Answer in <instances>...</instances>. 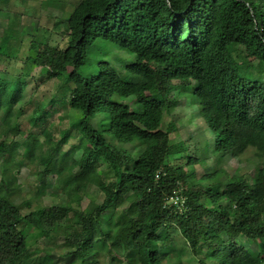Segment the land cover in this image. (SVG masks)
<instances>
[{"label":"trees","instance_id":"obj_1","mask_svg":"<svg viewBox=\"0 0 264 264\" xmlns=\"http://www.w3.org/2000/svg\"><path fill=\"white\" fill-rule=\"evenodd\" d=\"M30 1L0 0V16L13 13L18 23L12 6ZM63 19L65 44L34 34L32 59L10 84H0V130L18 131L26 114L42 134H27L26 155L43 166L27 213L15 202L18 185L6 171L0 176V264H55L54 247L68 264H184L186 252L196 264H264V0H75ZM16 22L8 29L17 30ZM0 53L4 61L11 57ZM32 67L57 81L58 92L46 101L26 93ZM175 90L200 106L211 132L200 147L219 160L252 151L260 158L252 173L221 178L215 169L194 178L192 169L170 163L176 154L178 161L186 157L185 166L200 161L185 142L170 143L173 123L161 128ZM57 103L81 113L59 138L44 126ZM71 135L77 141L63 149ZM36 142L45 153L35 156ZM18 147L0 140V155L11 161ZM75 150L79 172L49 185L48 176L64 170ZM98 164L107 166L110 180ZM91 186L101 199L92 210L80 209ZM48 188L66 202L44 205ZM123 189L133 195L134 215L117 204ZM174 194L181 207L168 205ZM27 225L43 235L45 247L26 246Z\"/></svg>","mask_w":264,"mask_h":264},{"label":"rangeland","instance_id":"obj_2","mask_svg":"<svg viewBox=\"0 0 264 264\" xmlns=\"http://www.w3.org/2000/svg\"><path fill=\"white\" fill-rule=\"evenodd\" d=\"M41 1L42 0H31L25 5L20 3L13 5L12 11H16L21 14L18 23L16 22V18L13 13L9 16H0V51L11 55L10 59L4 61V56L0 53V84H10V79L28 64L25 62L26 59L27 61L32 59L35 47L32 45L31 48H29V40L34 34H42L43 36L50 37L53 44H61L62 46L65 44V40L62 37L65 30L63 17L67 15V11L70 10L73 3H75V0H63L65 4L64 7L51 6L47 8L41 7ZM11 21L17 23V30L8 29L7 25ZM19 28L24 31L22 37L18 33ZM118 53L120 52L114 51L113 54L111 53V56L117 55ZM30 72V76L25 77V80L27 81V95H31L30 97H33L38 101H46L49 97H51V95L58 92V85L56 84L57 81L46 80L44 78V74L42 73L43 71L40 70L39 67H32ZM31 74H33V76ZM173 95V97L171 95V100L175 101V104L173 106L166 107L167 109L163 115L161 128L166 130L170 123H173L174 128L169 135L170 143L178 144L185 142L189 147L188 152L190 155L197 156L200 161L196 162L193 166H185L184 162L186 157L184 156V159L178 161L182 155L176 154L169 158L170 163H179L185 170L192 169L194 171V178H199L215 169H218L219 177L221 176V178L237 171L239 173H252L253 165L260 161V158L253 157L252 151L246 152L247 154L243 155L241 159H236L227 155L221 160H219L216 156L208 154V151L205 152L200 145L204 143L205 137H210L211 132L205 120L197 114V111L200 108L199 104L195 101V98L193 100V95L189 92H180L175 90ZM35 101L27 107L26 113L33 109ZM48 108L53 110V112L47 118L44 126L46 129L51 131L55 138H59L61 130L68 129L71 122L81 117V113L79 111L70 109L65 104L57 103L54 106H49ZM25 115L26 114L20 118L21 126L18 131H7L3 128L0 130V140H5L6 142L13 140L19 144L17 154L14 156L13 160L7 162L5 156L0 155V176L4 171H6L13 184L18 185L15 202L20 205L22 213H27L29 211L28 207L25 206L26 204H30L34 207L37 202L36 169L43 168V166L37 163V161H31V159L26 155L28 150L26 142L32 139L30 136L27 137V134H36L39 139H42V134H40L41 128L31 127ZM76 141V138L71 135L68 142L63 145V149H68L70 145ZM38 142H36L33 147V150H35V156L39 155L43 151L44 153L46 152L45 148H39ZM124 147L127 150H130L133 154L134 151L130 144L124 145ZM80 152L81 150H75L73 152L64 170L61 172L53 171L48 176L49 185H51L56 178L61 182V184H63L70 175L79 172L78 159ZM97 167L101 176H103V178L107 181L112 178V174L105 164H98ZM4 168H6V170H4ZM50 191V188H48V191L42 197L44 205L66 202V199L61 192H58L57 195H51L49 193ZM178 198L181 199L180 196L177 197V194L172 195L168 200V205L181 207L182 202H180ZM100 199L101 195L98 190L91 186L85 192L84 198L78 207L87 211L92 210L97 203H99ZM133 199L131 191L123 189L120 192L117 204L120 209L125 208L129 214L134 215L136 213L135 205L131 208V202ZM75 206L77 207V205ZM65 222L66 221L61 220L57 223L55 229L59 233L62 231V227ZM23 233L25 236L26 246L30 249L35 248L36 246H41L42 248L46 246L47 241L33 226L27 225L24 228ZM59 242H61V238H59ZM178 244H181L180 238ZM50 250L55 264H68V258L64 257L63 254L58 251V248L56 250L54 247L50 248ZM194 257L195 255L192 253L186 252L182 255V260L184 264H196L197 262L194 260ZM21 264L37 263L26 260ZM117 264L124 263L121 262Z\"/></svg>","mask_w":264,"mask_h":264},{"label":"clouds","instance_id":"obj_3","mask_svg":"<svg viewBox=\"0 0 264 264\" xmlns=\"http://www.w3.org/2000/svg\"><path fill=\"white\" fill-rule=\"evenodd\" d=\"M171 198V197H170Z\"/></svg>","mask_w":264,"mask_h":264}]
</instances>
